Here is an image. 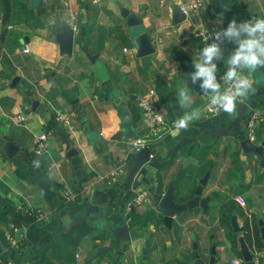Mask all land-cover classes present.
I'll use <instances>...</instances> for the list:
<instances>
[{"label":"crops","instance_id":"crops-1","mask_svg":"<svg viewBox=\"0 0 264 264\" xmlns=\"http://www.w3.org/2000/svg\"><path fill=\"white\" fill-rule=\"evenodd\" d=\"M192 1L38 0L33 5L34 0H11L4 22L0 0V141L19 147L13 158L0 147V264H192L196 226L203 234V259L209 258L215 243L218 258L244 264L239 246L233 248L230 230L222 224L221 210L230 218L225 204L233 200L246 216L236 210L241 226L246 218L264 219V170L260 172L258 159L244 156L239 145L245 138L256 145L264 142V68L252 73L256 91L244 101L242 122L219 138L211 133L228 127L234 116L223 111L210 114L208 98L189 76L200 50L213 42H203L200 35L214 27L226 28L233 19L241 23L264 18V0H202L197 11L183 12L186 20L173 26L172 6L181 8ZM69 8L78 13L72 56L62 55L52 41V22L60 25ZM126 15L142 19L141 27L155 49L152 55L136 56ZM26 45L29 53L24 52ZM235 47L229 42L222 45L225 60ZM217 64L219 79L226 65ZM17 77L20 81L12 86ZM185 84L193 97L191 108L202 115L187 131L173 135V121L190 111L177 102V91ZM152 86L172 131L152 141L159 157H152L131 190L123 193L135 156L132 142L149 133L138 101ZM33 100L39 101L36 109ZM253 111L260 112L262 120L252 127ZM58 114L69 116L71 126ZM21 115L23 122L18 120ZM43 133H48V146L39 155L34 148ZM182 139L196 141L184 143L167 157ZM119 167L125 173L122 181L110 183V174ZM207 172L211 174L203 198H211L208 213L198 208L182 214L168 229L158 203L169 183L176 180V201L186 202ZM136 188L148 189L150 196L128 213L127 203ZM19 206L29 212L17 219ZM77 218L84 224L69 231ZM132 221H146L148 226L143 232ZM125 223L131 238L120 248L115 229ZM12 225L23 235L15 249L5 237ZM261 242V249L252 253L264 261ZM102 247L106 253L90 256Z\"/></svg>","mask_w":264,"mask_h":264},{"label":"water","instance_id":"water-1","mask_svg":"<svg viewBox=\"0 0 264 264\" xmlns=\"http://www.w3.org/2000/svg\"><path fill=\"white\" fill-rule=\"evenodd\" d=\"M33 5H37L38 0H34ZM172 25H178L186 20V15L181 10L180 6L173 5L172 6ZM43 10L42 8H37L36 11ZM128 13V11H126ZM128 22V25L133 28V44L136 49V56L138 58H144L152 55L155 52L154 46L150 40L149 35L144 31L141 27L143 24L142 19L137 17L136 15H129L125 16ZM54 25V35L52 37V41L58 43L60 47V53L62 55L72 56L74 51V44H75V30L71 27L66 12L62 14V21L61 24H56L55 21L52 22ZM20 79L17 77L13 81L12 86H16ZM29 95L31 93L29 92ZM39 106V101L33 100V108ZM247 104L243 102L242 104L238 103L237 113L234 115L233 121L230 125L226 128L217 129L212 134V137L219 138L222 134H227L230 132V129L238 123H241L243 120L244 115L246 114ZM191 141H196V139H182L181 143H179L175 148L168 151V156L175 154L178 149L184 143H189ZM242 154L244 156H255L258 159L259 163V171L262 172L264 170V142L261 145H256L252 142L250 138L241 139L239 142ZM0 147L2 151L6 154L8 158H13L17 152L19 151V147L16 146L12 141L8 140H1ZM158 158L157 150L146 148L140 151L139 153L135 154V156L131 159L132 167L128 175L125 179V186L123 188V193L130 191L134 180L139 173L140 169L147 163H149L152 159ZM210 172H207L203 178L199 181V185L196 189L195 196L189 199L186 202H177L176 201V180H172L164 195L160 199L158 203V210L163 214V222L164 225L168 229H172L173 221L175 217H180L185 212H192L195 209H202L205 213H208L209 210V202L211 200L210 197L203 198V189L207 185L208 180L210 178ZM262 206L264 207V200L262 202ZM238 213L236 210L232 212L230 217V227L232 232L238 237L239 240V248L242 256V262L244 264H254V255L245 240L244 234L246 233V226H241L238 222ZM84 224V219L77 218L74 219L69 225V231L73 230L74 228L80 227ZM258 226L260 228L261 233V240L264 243V219L258 220ZM116 236L119 240V247L122 248L125 243H127L130 238V229L127 223L120 225L115 229ZM194 261L192 264H229L228 259L218 258L216 254V244L213 243L210 256L207 260L203 259L201 254L198 251V246L194 242ZM107 248L102 247L96 253H92L90 256L93 257L97 254L106 253ZM108 263V259H106Z\"/></svg>","mask_w":264,"mask_h":264},{"label":"clouds","instance_id":"clouds-1","mask_svg":"<svg viewBox=\"0 0 264 264\" xmlns=\"http://www.w3.org/2000/svg\"><path fill=\"white\" fill-rule=\"evenodd\" d=\"M212 39V43H205L199 52V59L193 62L195 71L190 74L189 79L193 85L199 82V92L208 98L209 111H223L234 116L238 103L242 104L256 91L252 73L264 68V18L241 23L233 19L226 28L216 31ZM225 42L236 45L226 60L222 48ZM218 61H223L226 65V71L219 79ZM221 82L227 87L222 89ZM177 102L182 109L190 111H185L173 121V135H178L181 130L187 131L190 124L199 120L202 115L200 109L191 108L194 101L188 84L179 87ZM35 163L38 166V162Z\"/></svg>","mask_w":264,"mask_h":264},{"label":"built area","instance_id":"built-area-1","mask_svg":"<svg viewBox=\"0 0 264 264\" xmlns=\"http://www.w3.org/2000/svg\"><path fill=\"white\" fill-rule=\"evenodd\" d=\"M91 2L94 4H98L101 2V0H91ZM201 6H202V0H194L189 4H187L186 6H181V10L185 14H188L189 11H197ZM66 14L71 27L74 30H77L78 13L75 10L69 8ZM219 30H220L219 28L214 27L211 30L202 33L200 36L202 37L203 42L212 39L214 33ZM30 51H31L30 46L26 45L24 48V52L29 53ZM225 87H227V85L224 84L222 89ZM155 96H156V89L155 86H152L147 92V94L142 96L138 101V109L140 110L143 124L148 128L149 133L146 135V137L137 138L132 142V148L134 154H137L146 148L152 149V141L154 139H162L172 131L171 127L167 124V121L159 105L155 101ZM208 112L210 114L217 113L209 110ZM261 116L262 115L260 114V112L253 111V113L250 115L249 118V125L252 127L255 126L258 121L262 120ZM58 119L68 126H71L72 124L70 117L65 114H58ZM18 120L20 122L25 121V116L24 115L19 116ZM47 146H48V133H43L38 137L34 150L37 154L41 155L46 151ZM124 174L125 173L121 167L115 169L110 174V183H114V182L116 183L122 181L121 179L124 176ZM149 196L150 194L148 189L145 188L134 189L127 203L128 213L132 212L135 208L140 207L141 205L146 203ZM18 211L27 213L29 212V209H25L24 207L19 206ZM5 237H6V241L13 249L20 247V243L23 239L21 229L17 225H12L10 228H8L5 232ZM253 262L254 264H264V261L262 260V258H258V255L254 256ZM233 264H240V261H235Z\"/></svg>","mask_w":264,"mask_h":264},{"label":"trees","instance_id":"trees-1","mask_svg":"<svg viewBox=\"0 0 264 264\" xmlns=\"http://www.w3.org/2000/svg\"><path fill=\"white\" fill-rule=\"evenodd\" d=\"M1 12H2V16H3V20L4 22L8 20L9 16H10V12H11V0H1ZM248 206H252L251 201L248 202ZM225 210L228 213H232L234 210H237L238 212L241 213V215L243 217L245 216V213L243 212V210L239 207L236 206V203L233 200H229L226 204H225ZM22 214H24V212L22 211H18L17 213V219H19V217L22 216ZM221 217H222V224L228 228V230H230L228 232V238L230 239V241L232 242V246L235 250H237L238 246H239V240L237 238L236 235L233 234L231 227H230V218L228 217V215H226L224 210H221ZM253 227L250 226V222L249 219L246 218L244 225L246 226V233L244 234L245 240L248 243L251 251L253 250V246L252 243L255 239V241L258 243L259 248L261 249V245L262 242L260 240V233H259V226H258V220L255 219V217L253 218ZM112 236V235H111ZM117 245L113 244L112 248H116ZM241 255V252H238Z\"/></svg>","mask_w":264,"mask_h":264},{"label":"rangeland","instance_id":"rangeland-1","mask_svg":"<svg viewBox=\"0 0 264 264\" xmlns=\"http://www.w3.org/2000/svg\"><path fill=\"white\" fill-rule=\"evenodd\" d=\"M228 167V165H227ZM225 198H228V197H225ZM195 211V210H194ZM203 211V210H202ZM204 212V211H203ZM193 213V211H192ZM205 213V212H204ZM183 214H190V212H185ZM257 216V217H256ZM255 216V219L258 220V215ZM205 217V216H204ZM133 225L135 228H139L141 227V230L144 232V229L148 226V223L146 221H132ZM189 226V225H188ZM200 227L199 226H196V229H195V233L193 232V238L195 239V242L198 246V251L199 253L201 254V249H202V241H201V238H202V235L201 232H200ZM211 235V234H210ZM210 237V236H209ZM193 241V240H192ZM175 245V248H179V245L177 243H173ZM210 246V244L208 245V247ZM212 246V245H211ZM252 246L254 247L253 250H258L259 246H258V243L255 241H253L252 243ZM210 250H211V247H210Z\"/></svg>","mask_w":264,"mask_h":264},{"label":"flooded vegetation","instance_id":"flooded-vegetation-1","mask_svg":"<svg viewBox=\"0 0 264 264\" xmlns=\"http://www.w3.org/2000/svg\"><path fill=\"white\" fill-rule=\"evenodd\" d=\"M249 222H250V226L253 227V223H252V221H249ZM118 242H119V240H118Z\"/></svg>","mask_w":264,"mask_h":264}]
</instances>
